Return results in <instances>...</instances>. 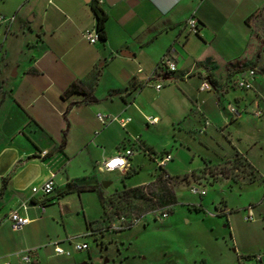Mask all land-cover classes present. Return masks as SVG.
<instances>
[{"label": "crops", "instance_id": "obj_1", "mask_svg": "<svg viewBox=\"0 0 264 264\" xmlns=\"http://www.w3.org/2000/svg\"><path fill=\"white\" fill-rule=\"evenodd\" d=\"M99 6L106 12V38L90 43L82 32L95 26L92 0H0V13H16L5 36L0 27V264H92L90 251L73 250V239L67 238L95 231L116 190L165 181L155 158L170 150L161 148L158 139L190 147V134H196L207 117L211 124L200 135L205 136L204 145L213 141L209 129L220 132L229 122L221 110L232 95L228 77L238 66H255L256 77L253 89L241 90L233 100L252 104L256 95H263L258 82L264 72V0H103ZM190 16L199 22L198 32L185 35L183 22ZM166 52L176 69L148 81ZM202 79L210 81V90L198 89ZM161 80L162 86L155 89ZM97 113L130 120L102 125ZM133 139L141 148L128 168H102L103 159L118 154ZM198 155L201 164L182 174L214 163ZM146 162H153L155 171L142 175ZM167 162L163 168L168 174L182 175L171 172ZM50 172L54 193L32 195L29 186L42 183ZM228 179L223 178L226 184ZM206 194L205 187L191 207L229 218L225 200L212 201L213 213L205 205ZM30 198L36 204L24 211L21 204ZM39 201L44 203L42 211ZM12 209L26 214L30 222L12 229L3 219ZM90 238L86 234L79 240L89 245ZM223 238L204 239L200 264H211L207 247ZM108 240L100 234L95 242L105 250L108 243L117 242ZM52 241H59L67 253L55 252ZM227 249L234 252L228 264H238L240 255L250 256L236 246ZM21 251H27L30 262H23Z\"/></svg>", "mask_w": 264, "mask_h": 264}, {"label": "rangeland", "instance_id": "obj_2", "mask_svg": "<svg viewBox=\"0 0 264 264\" xmlns=\"http://www.w3.org/2000/svg\"><path fill=\"white\" fill-rule=\"evenodd\" d=\"M259 75L258 84L263 94L259 100L263 99V106H260L261 114L258 117L251 112L249 102L245 105L241 103L239 106L247 110L241 109L243 112L237 118L232 119L225 110H221L222 116L229 122L220 132L209 129L214 140L208 145L203 143L202 138L205 136L197 132L190 134V147L175 141L170 146L165 143L168 139H158L157 144L161 148L165 146L170 150L173 158L167 162V168L173 173L195 170L202 162L198 154L208 156L214 163L205 164L191 174L173 175V182L165 180L160 185L157 182L141 185L140 190L133 192L130 208L119 213L114 212L115 205L107 201L102 219L90 234L87 251L91 253L92 264H198L203 250L200 246L204 239L216 235L219 238L223 235L226 240H219L218 245L207 247L211 264H228L229 253H234L231 250L229 252L228 247L231 249L236 246L237 251L249 255L263 251L264 202H257L264 193V178L261 180L254 170L255 166L264 176V72ZM241 92L231 89L232 95L228 98L234 102L233 97ZM235 152L236 159L233 156ZM154 167L153 162H146L141 174L155 171ZM226 177L233 185L232 189L230 184L224 182L223 178ZM244 183L248 184L239 188ZM190 186L206 187L207 194L203 197L210 212L215 210L212 201L218 204V201L225 200L229 218L224 215L209 216L205 212L206 208L197 210L191 207L192 202L198 201L201 196L192 193ZM112 197L115 195L112 194ZM249 203L254 204L253 220L250 221L244 219L243 208ZM167 204L169 216L158 219ZM123 216L124 220L121 219ZM122 220L134 221V224L121 226ZM227 223L231 226L235 243L228 235ZM100 234L106 235L110 241L116 239L117 242L112 241L105 250H101L95 242ZM225 242L228 247L224 245ZM81 253H86V250Z\"/></svg>", "mask_w": 264, "mask_h": 264}, {"label": "built area", "instance_id": "obj_3", "mask_svg": "<svg viewBox=\"0 0 264 264\" xmlns=\"http://www.w3.org/2000/svg\"><path fill=\"white\" fill-rule=\"evenodd\" d=\"M102 1L103 0H92V3L99 5L100 2ZM15 20H16L15 12L10 13V14L0 13V27H2L4 36L10 31V28ZM198 28H199V22L194 16L188 17L183 22V29H184L185 35L197 33ZM82 35L90 43H94L98 41V34L95 28L83 31ZM175 69H176V62L173 56L171 55V53L166 52L161 56L154 71L151 73L149 77H147V80L149 81L152 77H155V76L160 78L162 75L172 72ZM255 77H256V69L254 66H250V65L238 66L237 68L231 71L228 77L227 83L233 89L252 90L254 87V83H255ZM162 84H163L162 80L157 81L156 84H154V88L159 89L162 86ZM198 89L199 90H210L211 89L210 81L206 79H202L198 85ZM249 106L251 108V112L253 113L255 117H258L261 114V108L259 105V97L257 95L253 99L252 104L249 103ZM223 107L225 111L227 112V114L229 115V117L232 119L239 117L241 113L243 112V110H247V109H244V107H240L239 104H237L235 101L233 102L230 100L226 101ZM96 117L102 125H106L108 122L113 121V120L119 121L121 125H125V123H127L130 120L129 117H126L124 119H118L114 115H109V114H104V113H97ZM151 120L153 121L154 118H151ZM210 124H211V121L207 117H204L199 127L197 128V132L199 134L205 133ZM140 148L141 147H140L139 142L136 139H133L130 142L129 146L123 147V149L118 154L108 157L106 159H103L101 161V166L102 168L106 170L126 169L130 166V158L138 150H140ZM45 153L46 151H41L40 155L43 156L45 155ZM171 158L172 156L170 153H165V154H162L160 157L155 158L156 167L162 173V178L164 180H167L168 183L173 182V176L168 174L167 172H163L161 169L164 167L165 163L169 161ZM53 177H54V173L50 172L49 177L46 180H44L42 183L31 186L30 192L32 193V195L39 194V195H42L43 197H46V196H50L51 194H53L55 190V184H54ZM189 190L192 193H195L198 195H203L205 193V189L199 186H190ZM261 201L264 202V194L262 196ZM31 203L36 204V202L33 201L31 198L28 199L27 202H23L21 204L22 209L26 211L30 207ZM38 207L42 211L44 208V203L42 201H39ZM168 207H169V204L163 207L164 211L162 212L161 217H159L158 219H163L168 215V209H167ZM253 207H254V204H249L244 208L245 210L244 219L245 220H248V221L253 220ZM3 219L10 221L11 228L14 230L21 229L23 226L28 224L31 220L26 214L19 215L15 209L9 210L4 215ZM121 219L124 220V216L121 217ZM123 220L120 222L121 226L123 225L129 226L130 224H134V221H135L134 219H133L134 221L132 222L131 221L124 222ZM93 231L94 230H89L86 233H77L67 238L68 241L70 239H73L72 249L77 250V251L87 250L89 247L88 242L82 241L79 239L84 237L86 234L90 235L91 233H93ZM49 244L53 246V250L55 252L57 253L66 252L67 253V251H64L59 246V241H52V242H49ZM21 252H22L21 258L23 262L24 263L30 262L31 257L27 253V251H21ZM262 255H263V251L257 254H254V255H250V256L240 255L238 259V264L256 263L262 260Z\"/></svg>", "mask_w": 264, "mask_h": 264}, {"label": "trees", "instance_id": "obj_4", "mask_svg": "<svg viewBox=\"0 0 264 264\" xmlns=\"http://www.w3.org/2000/svg\"><path fill=\"white\" fill-rule=\"evenodd\" d=\"M92 9L95 17V26L96 32L98 34V40L103 41L106 38V31H105V20H106V12L97 4L92 3ZM65 139V132H63L62 141L60 143V148L63 145ZM237 152L233 154L234 159H236ZM163 172H166L164 168L161 169ZM162 175V173L160 172ZM9 177V173L2 177V181H6ZM141 186L136 187H124L120 190H116L112 195L109 197V202L115 205L113 209L114 212L119 213V211L129 209L131 206V199L133 198V192L140 190ZM105 205H104V213H105ZM118 210V212H117Z\"/></svg>", "mask_w": 264, "mask_h": 264}, {"label": "water", "instance_id": "obj_5", "mask_svg": "<svg viewBox=\"0 0 264 264\" xmlns=\"http://www.w3.org/2000/svg\"><path fill=\"white\" fill-rule=\"evenodd\" d=\"M106 1V3H108V4H112V3H114L116 0H105Z\"/></svg>", "mask_w": 264, "mask_h": 264}]
</instances>
